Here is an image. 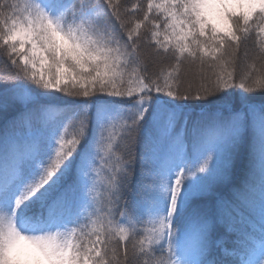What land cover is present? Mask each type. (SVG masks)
<instances>
[{"label":"snow or ice","instance_id":"1","mask_svg":"<svg viewBox=\"0 0 264 264\" xmlns=\"http://www.w3.org/2000/svg\"><path fill=\"white\" fill-rule=\"evenodd\" d=\"M0 66V264H264V0H0Z\"/></svg>","mask_w":264,"mask_h":264},{"label":"trees","instance_id":"2","mask_svg":"<svg viewBox=\"0 0 264 264\" xmlns=\"http://www.w3.org/2000/svg\"><path fill=\"white\" fill-rule=\"evenodd\" d=\"M2 67V66H0ZM60 103H72L73 101L71 100H61L58 101ZM175 104H177L178 106H181L182 108H184L187 111L190 112H198L200 110L199 105L200 102L199 101H173ZM70 138V137H69ZM250 146L248 143V140L246 139L242 150L240 152V155L238 157V161H237V175L238 176H242L245 174V172L247 171L248 168H250L252 166V156L250 155ZM99 191H103V189H99ZM131 201V198H130ZM162 207V205H161ZM81 223H86V221L82 220ZM138 227L141 228H146L148 227L147 224V218H146V222L143 225H138Z\"/></svg>","mask_w":264,"mask_h":264},{"label":"rangeland","instance_id":"3","mask_svg":"<svg viewBox=\"0 0 264 264\" xmlns=\"http://www.w3.org/2000/svg\"><path fill=\"white\" fill-rule=\"evenodd\" d=\"M173 101H174V100H172V98H168V97H163V98H162V102H169V103H171V104H173V105L178 106V105L175 104ZM179 107H181V106H179ZM148 227H149V225H148Z\"/></svg>","mask_w":264,"mask_h":264}]
</instances>
